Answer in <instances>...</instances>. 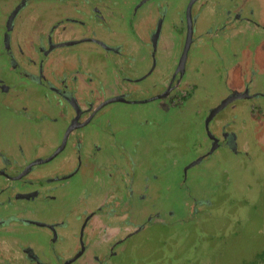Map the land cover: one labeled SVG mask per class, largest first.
Returning <instances> with one entry per match:
<instances>
[{"label":"rangeland","instance_id":"rangeland-1","mask_svg":"<svg viewBox=\"0 0 264 264\" xmlns=\"http://www.w3.org/2000/svg\"><path fill=\"white\" fill-rule=\"evenodd\" d=\"M107 1L110 5L115 4V8L109 6L112 9L106 8V10H116L119 0ZM189 1L162 0L163 7L170 8V12L163 26L161 40L157 44L155 56L157 66L154 73L145 77V73L151 70L150 62L148 59L146 62L141 59L142 51L134 50L127 55L130 69L127 67L119 69L117 66L114 69L111 65L107 66L108 69L105 70L107 76H101L104 84L99 89L102 92L100 94L110 98L108 95H120L117 93L127 91L126 94L135 100L143 99L145 95L150 94L148 92L142 94L137 89L145 90L156 86L158 87L156 89L160 90L162 84L175 70L174 65L180 54L179 47L182 45V39L174 26L179 11L175 8H183ZM237 1L241 4L245 2ZM218 2H221L222 6L231 5V0H198L196 5L205 4L209 12L213 13L221 7ZM52 3V0H0V80L8 86L7 89L0 90V151H3L12 162L16 160L23 162L22 156L25 155L32 159L41 154L50 156L55 148L51 145L43 146L37 137L48 134L45 140L50 141L53 137L60 141L61 135L56 133L62 131L64 136L69 126V122L66 125V122L60 119L57 131L42 130L43 126L52 125V122L34 119V114L40 112L41 115L42 112L39 108L31 106L30 99L37 94L54 93L46 87L31 84L24 77L22 68L13 66L3 47V34L6 28L4 21L7 19V12L11 7L21 6L14 21L12 48L17 49L19 44L25 51L18 57L19 61L24 67L34 70L32 65L26 63L31 56L27 44L33 45L34 34L40 31L41 24L47 22L43 18L52 16L49 13ZM160 6V0H147L140 3L139 14L141 17L152 15L156 19ZM236 6L233 4L225 9V14L230 11L233 13ZM245 9H247L245 16L255 19L251 14L252 8ZM112 11L110 14L105 13L108 20L107 30H109V34L105 37L111 41L122 40L127 32L109 23V16H113ZM262 30L257 31L258 34L256 37L252 36V40H249V34L244 32L243 49L248 45L250 50L248 53L245 51L242 66L246 68L248 56L252 53V60L256 63L245 72L248 74L247 79H253L252 88L263 94L254 98L252 102L254 104L250 105L249 111L244 104L234 113L226 108L218 114L221 118L231 116L236 118L235 122L233 119L231 121L233 123L227 127L228 130L237 129L240 135V141L236 140L238 150H234L231 145L217 148L202 162L191 167L186 177L185 168L199 158L202 154L199 151H205L207 146L205 122L210 111L213 105L224 99L222 97L228 89L229 79L234 76L227 80L230 59L221 53H212V57L209 54V51L213 50L212 42H207L199 48H195V43L192 44L185 71L186 77H191L194 91L190 96L188 95L189 98L188 96L184 98L187 99L181 106L165 108L168 117L161 118L160 103L153 101L146 104L115 102L100 114L95 122L101 123V126L107 116L116 120L107 127L108 130L104 124V131L97 133L99 135L97 139L104 145L100 152L106 155L108 161L107 164L105 163L106 170L97 171L96 177L97 182L104 176L111 179L110 182H99V184L110 183V187H114L103 189L97 195L103 198L109 190H116L122 197L121 210L125 211L127 224L133 223L131 229L138 227L136 223L139 225L145 223V226L127 238L126 242L117 246L115 254L110 252L108 243L103 241L108 233H104L99 239L89 237L87 250L81 258L83 263L86 264L88 260H93V257L98 255L101 264H245L259 253L263 255L264 33ZM256 40L258 45L253 47L252 43ZM92 44L84 41L64 47L63 50L64 52L82 51L84 54L85 49ZM205 49L208 52L203 56L204 61L201 63L199 59L197 61L199 54L196 52ZM193 53L194 67H192ZM230 53L234 55L232 51ZM83 63L88 65L87 60ZM216 67L220 68L224 85L223 81H220V75L216 76ZM101 68L105 67L101 66ZM113 69L117 74L113 73ZM121 70L125 72L124 76L127 80L118 75ZM230 72L231 69L229 76ZM200 76H203V81L197 87L196 83L198 85ZM238 79L243 80V76ZM91 94L98 93L91 92ZM134 94H139L140 97ZM242 101L244 102V99H239L237 102L242 103ZM244 107L247 109L245 110ZM33 126L40 127V130L36 132ZM204 127L205 131H203ZM59 161L60 159L55 158L38 164L37 168L46 170L49 169V165H57ZM94 168L91 162L83 165L79 175L69 180L72 181L68 185L69 188L52 192L54 196H48V199L37 198L35 201L19 199L21 206L26 209L18 212L34 220L44 218L43 221L52 223L57 217L62 218L66 213L80 211L82 202H76L80 191L75 189L81 188V184L90 178ZM45 176L43 175L41 179ZM138 178L148 179L150 182L145 199H141V192H144V189ZM11 182L12 193L15 195V192L21 188L16 180ZM34 187L36 188L31 185L21 191L32 190ZM90 190L87 188L88 192ZM81 212H84L83 209ZM150 217L155 222L149 223ZM73 225H76L74 221ZM79 226L80 222L77 224V230ZM17 232L21 235V238H18L21 242L31 244L37 251H41L40 253L45 254V258L51 264H59L60 255L62 258L73 255L79 246L75 237L61 236L54 244L48 229L31 223H22L18 226ZM9 240L16 246L13 238Z\"/></svg>","mask_w":264,"mask_h":264},{"label":"flooded vegetation","instance_id":"flooded-vegetation-1","mask_svg":"<svg viewBox=\"0 0 264 264\" xmlns=\"http://www.w3.org/2000/svg\"><path fill=\"white\" fill-rule=\"evenodd\" d=\"M91 1L93 2L90 3ZM145 1L147 0H140L138 5L140 6V3L142 4ZM95 2L96 0H55L51 4L49 13L54 17L51 16L48 22L41 24L42 26H40V31L34 34L33 45H31L32 51H30L31 56L26 62L27 64L38 67L37 70L26 68L19 61L18 57H20L21 53H25L19 44L17 45V49L12 48V32L14 21L20 11L21 6L11 7L7 12V19L4 21L6 22V28L4 29L3 34V47L5 48L6 55H8V57L11 59L15 68H18L19 66L22 68L23 75L28 81L30 80L32 82H36L38 85L46 87L48 90L54 93L41 95H43L44 101L48 102L50 105H53L52 110L58 109L59 111V114L53 118V122L57 123L61 119V121L66 122V125L69 122V126L65 130L64 136L62 134L60 144L55 147L54 152L49 154L50 156H47V154H41L33 159L24 156L25 160L23 162L17 160L12 162L8 159L3 151H0V264H51V262L45 258V254L40 253L41 251H37L31 244L21 242L18 239L21 238V235L19 232H17V229L22 223H31L45 227L50 231V239L54 244L61 236L70 238L75 237L78 239L79 246L74 254L64 258H62V255H60L61 260H59V264H85L83 261H81V258L87 250V239L90 237V232L92 231V228L94 229L96 227V224L93 223V217L99 212V210L102 213L107 212V216L111 218L109 221H114L116 224L118 223L120 225L119 226L117 224L118 228H113L111 230L112 234H121L127 232L122 238L114 239V242H112L110 245L108 244L109 250L112 254H115L117 246H120L121 243L126 242L127 238H129L134 233L139 232L145 226V223L140 225L136 223L135 225L138 227H136L134 230L131 229V224L133 223L130 222L127 224L125 220V211L121 210L123 206L122 200L118 204L120 208L112 207L115 211L113 214L111 213V210H107L109 204L103 203V205L97 207L98 209L93 208L89 211H86L87 208L84 204L85 202H83V205L81 204L80 207L84 212H81V209L80 211H75L74 213H66L62 218L57 217V220L55 222L53 221L52 223L43 221L44 218L34 220L27 217L26 215H21V213L18 212L20 210L26 209L25 207L21 206V203L18 201L19 199H27L31 201H35L37 198H41L42 200L48 199V196H54L51 192L57 191L59 187L66 184L69 179L80 172L79 170H81L84 160V154L81 147L83 144L82 140L84 137L90 138L88 135V128L96 123L95 121L98 120L100 114L104 113V110L108 104H111L112 102L146 104L152 103L153 101L154 103H160V107L164 106V108H173L182 104L184 98L193 93L192 84H189V82L186 81L187 77L185 70L190 48L194 42L193 25L197 22V18L199 17L198 15L205 7L203 4L196 5L198 0L194 1L190 10L192 38L185 61H182V56L188 35L187 8L191 0L187 5L184 6V9L181 7V10L180 8H175V10H179L177 11L178 15L175 20V25L179 27L181 26L179 32L181 36L184 33V45L179 57L177 58L176 64L174 65L175 70L167 79V81L162 84L163 86L160 87V90H157L156 88L158 87L156 86L153 88H145V90L137 89L142 94H146V92L150 94L147 96L145 95L143 99L135 100H132L130 95L126 94L127 91H124L123 93H117L120 95H111L110 98L104 97L103 94H100L102 92L99 90L100 87L103 86L101 83L98 84V88L97 86L92 88L89 86L87 89L84 87V90L82 89V91L78 85L82 84L84 81H86V79L84 78L81 81L78 72H81L80 68H83L84 71L82 72H85L86 78L91 81L92 76L89 68L90 65H81L80 61L77 59L75 60L76 66H73L74 54L77 53V51L69 50L64 52V47L73 46L81 42L91 40L100 45L108 53L122 55V52L118 47L105 42L101 36L97 35L98 30H101V28L103 29L101 31L102 33L109 30H107L108 20H106L105 17L106 10H104L103 7L100 9L97 4H94ZM160 3L161 6L158 17L154 19L151 15L150 17L147 16L144 19L146 22L150 21L154 24V27L151 29L149 34V40L152 42L153 48L151 51L152 65L150 64L151 70L148 73H145V77L154 73V70L157 66L155 59L157 44L161 40L160 36L162 35L163 26L170 10V8L166 9V7H163L162 0H160ZM234 16H237V14ZM146 22L144 23L146 24ZM184 25H186V29H184ZM145 28H147V26ZM60 62L65 64L63 71L59 73L58 70H56L58 73L56 74V71L53 69L51 73L55 79L47 78V68L59 67L58 64ZM52 63L54 64L53 66ZM130 67L131 66L128 63L127 69H130ZM137 79L141 80L142 78ZM125 80H127V78H125ZM129 81H132V79H129ZM7 88L8 86L0 80V90ZM251 88L252 87L250 83H248L244 90H234L230 92L223 100L231 97L232 95H234V98L231 99L223 109H228V107L233 106L232 104L237 102L239 99H244V101L247 102L246 107L253 105L254 103L252 104V102L254 98L263 93L260 91H252ZM91 92H97L98 94H91ZM134 95L140 97L139 94ZM219 104H217L215 107H217ZM233 108L236 107H232V109ZM223 109L214 114V116L208 122H205L210 144L199 158H196L190 164H188V166L185 168V177L187 176L188 170L191 167L202 162L204 158L210 156L213 152H215V150H217V148L223 145H231L234 150H238L236 144L237 141L235 139L237 136L235 133H228L226 131V126H220L221 122L217 123V128L214 129L213 122L217 119L218 114ZM228 119L231 121L233 120V117H228L227 120ZM75 137L78 139H76L77 145L74 146L75 151L73 150L74 152L72 153L76 157L75 166L68 170V163L65 162V156L67 153L64 152ZM65 138L66 142L62 147ZM102 147L103 145L100 143L92 144L88 149L89 158L93 159L94 156H97V154L102 155V152H100ZM24 157L22 156V158ZM55 158L60 159V161L57 162V165H49V169L46 170H40L37 168L38 164L49 162ZM43 175H46L43 178L44 180L41 179ZM10 180H16L18 186L21 189L31 185L36 186V188L34 187L32 190L24 191H21L20 189L15 192V195H13V184ZM149 187L150 185L147 183L145 186V193H142L141 199L146 198ZM3 212H6V214H3ZM127 214H130V212H127ZM73 221L76 223L75 226L73 225ZM78 222H80V226L77 230ZM10 229L12 230L10 238L14 239V244L17 247L13 245V242L10 245L6 244V236L4 233H10ZM93 260H95L96 263L90 259L86 264H101L98 255H95Z\"/></svg>","mask_w":264,"mask_h":264},{"label":"crops","instance_id":"crops-1","mask_svg":"<svg viewBox=\"0 0 264 264\" xmlns=\"http://www.w3.org/2000/svg\"><path fill=\"white\" fill-rule=\"evenodd\" d=\"M53 2L55 0H52ZM140 0H134L131 1L130 0H119L118 4L116 5V10H110L112 11L111 13H113V16H109V23L114 24L115 26H117L118 28L122 29L123 31L127 32L125 34V37L122 40H118V41H111L109 40V38L105 37L106 34H108L109 31L102 33L101 30H98L97 35L101 36V38L109 43L112 44L113 46H116L120 49V51L122 52L121 54H113V53H108L106 52L100 45H98L97 43H95L94 41H89L92 42L93 44L90 45L91 47H88L87 49H85L84 54L82 51L75 53L74 54V65L76 66L75 60H79L81 65L86 63H83V61L87 60L88 65H90V72H91V81H89L86 78V73L82 72L84 71L83 68H80L81 72L79 73L80 76V80L82 81V79H86V81H84L82 84H79L78 86L80 87V89L84 90V87H86V89L90 86L91 88L94 86H97L99 83L104 84V79L101 78L102 75L107 76V73L105 72L108 65H111V68L113 67L115 69V66L120 68L123 67H127L128 62H126L127 60L129 61V57L127 56L128 54H130L131 52H133L134 50H140L143 52V54L141 55V59H143V61L146 62V60L148 59L150 64H151V51H152V42L149 40V34L151 29L154 27V24L150 21L146 22L144 19L145 17H141V15L139 14L140 11V6L138 4ZM244 3H240L237 0H231V5L236 4V8L234 9L233 13L228 12L225 14V9H227L228 7H230L231 5H227V6H222L221 2H218L217 4L220 5V9L214 11L213 13L209 12V8L203 4L205 7L201 10V13L198 15L199 17L197 18V22L193 25L194 27V31H193V44L195 43V48H199L200 46L205 45L207 42H212V47L213 50L209 51L211 57H212V53L217 54V53H221L223 55L226 56V58L230 59L231 61V65L228 67L227 69V80L229 77L233 76L231 79H229V85H228V89L223 93V97L225 98L230 92L232 91H242L244 90L245 86L250 83L251 87L253 85V79H247L248 74L245 72L246 69L250 68L253 66V64H255L256 62L254 60H252V56L253 54L251 53V55L249 54L248 56V63L246 64V68L244 69L242 66V62L244 60V53L245 51L250 50L249 46L246 45V47L243 49V34L244 32H247L249 34L248 39L252 40V36L256 37L257 31L264 33V0H244ZM93 1H91L90 3H92ZM94 4H97L99 6V8L101 9V7L104 8V10L107 9H114L115 8V4H109L107 0H96V2ZM93 4V5H94ZM109 6H111L112 8H110ZM245 8H252L251 14L255 17V19H252L251 17H247L245 16L247 13V9ZM184 9V7L182 8ZM181 10V8H180ZM110 11L106 12L108 14H110ZM105 12V13H106ZM170 12V10H169ZM195 14V13H194ZM237 16H234L236 15ZM168 15V14H167ZM234 16V18H233ZM51 17V16H50ZM50 17H44L43 20L45 21H49ZM54 17V16H52ZM167 19V17H166ZM255 20H257V22H255ZM146 22V24L144 23ZM175 25V24H174ZM147 26V28H145ZM177 28L176 30L178 31V36L182 39L181 43L182 45L179 47L180 52L182 50L183 47V43H184V33L181 36L179 34V30L181 29V26H176ZM257 27V28H255ZM184 29H186V25H184ZM100 33V34H99ZM105 34V35H103ZM254 43H252L253 47H256L258 45V41H253ZM180 43V44H181ZM264 43V42H263ZM262 43V44H263ZM28 51H32V48L30 45H28ZM230 51H232L234 53V55L232 56V54L230 53ZM208 50L205 49L204 51H200V52H196L197 54H199V58L197 57V61L199 59V61L202 63L204 61L203 56H205L207 54ZM124 55V56H123ZM194 53L192 56V67H194L193 61H194ZM73 63V62H72ZM54 64L52 63V66ZM64 63L60 62L58 64L59 67H48L47 68V78L50 79H55L54 76L52 75L51 71L54 69L55 71L58 70L59 73H61L63 71L64 68ZM34 66V65H33ZM101 66L104 68L102 69ZM225 66V65H224ZM34 69H38V67L34 66ZM113 69V73L117 74V71H114ZM215 73L216 76L220 75V81H223V85H224V80L222 79L223 76L221 75V72L219 71L220 68L216 67L215 68ZM226 69V68H225ZM231 69L230 72V76H229V70ZM124 71L121 70V72L118 74L120 77H122L123 79L126 78V76H124ZM232 73V75H231ZM56 74L57 71H56ZM195 73L193 75V77L195 78ZM215 76V77H216ZM243 76V80L242 79H238V77L242 78ZM189 82V84H192L193 86V91H194V84L191 82V77H187L186 78ZM227 80H226V85H227ZM248 80V81H247ZM30 81V80H29ZM203 81V76H200V80L198 81V85L196 83V86L199 87L201 85ZM31 84L33 85H38L36 82H32L30 81ZM252 91H255V89L251 88ZM82 90V91H83ZM26 95H30V94H26ZM191 95V94H190ZM189 95V96H190ZM111 96V95H108ZM189 96L187 98H189ZM186 98V99H187ZM185 99V100H186ZM184 100V101H185ZM31 102V106L33 108H39L41 110V115L40 112L38 114H34L33 116L34 119H38L40 121H44V120H48L52 122V125H47V126H43L42 130L44 131H57L59 129V121L57 123H54V117L56 115L59 114V112L57 110H52L53 109V105H50L48 102L44 101V97L41 94H37L35 97L30 99ZM249 102V101H248ZM115 103V102H112ZM108 104L105 108V110L109 107H111L113 104ZM220 103V102H219ZM217 103V104H219ZM250 103V102H249ZM216 104V105H217ZM247 105V102H243L239 103V102H235L234 104H232L233 106L228 107V109L230 108V112L234 113L238 108H240L241 106ZM182 104L178 105L181 106ZM216 105H213L214 107ZM235 105V106H234ZM176 106V107H178ZM232 107H236L233 108ZM250 107V106H249ZM249 107H248V111H249ZM29 108V107H28ZM174 108V107H173ZM27 109V107H26ZM244 109L246 110L247 108L244 107ZM104 110V111H105ZM23 115V114H22ZM160 116L162 119L168 117V111L165 110L164 106L160 107ZM228 117L226 118H221L217 116V119L214 120L213 125H214V129L217 128V123L221 122L220 126H226V131L228 133H235L236 134V140L240 141V135L237 131V129H229L227 125H231L233 122V120H227ZM231 118V117H229ZM234 122H235V117H233ZM116 119H111V117L109 118L108 116L105 117V120L102 122L103 125L105 124V128L106 130L107 127L110 124H113L112 122H114ZM143 122V120L141 121ZM55 124V127H53V125ZM103 125L101 126V123H95L93 125L90 126V128H88V135L90 138H83L82 142L83 144L81 145L82 147V151H83V156H84V160H83V165H87L90 162L94 164V171L92 173V175L90 176V178L85 181V183L81 184V188H77L75 190L80 191L79 192V196H77L76 198V202H85L84 204L86 205V211H89L93 208H97L100 205H103V203L109 204L107 207V210H111V213L113 214L115 211L113 210V208H120V206H118L119 202H121V195L116 191V190H109L108 193H106V196L103 198H99V196L97 195L99 191L103 190V189H107V188H112L110 187V183H107L105 185L99 184V182H103L105 183V181H111V179H107L105 176L103 178L100 179L99 182L98 178L96 177V172L99 170H106V166L105 163L107 164L108 159H106V155L104 156L103 152L102 155L97 154V156H94L93 159L89 158L88 156V149L91 147L92 144H102L101 141L97 138H99L97 135V133H101L104 131ZM219 126V128H220ZM36 130V132H38L40 130V127H35L33 126ZM53 127V128H52ZM125 130V129H123ZM203 131H205V127L203 128ZM111 133V131H110ZM39 134V133H38ZM56 134H60L62 137L63 132L60 131L59 133ZM206 134V138H207V146L205 147V150L208 148V145L210 144L208 136H207V132ZM20 135V134H18ZM48 135V134H47ZM47 135H45L43 137H37L41 144L43 146H53L54 148L57 147L60 144V141L54 139L53 137L51 138L50 141L45 140V137H47ZM103 135V134H102ZM82 137V134H81ZM54 139V140H53ZM77 138L75 137L74 140H72L69 144V146L67 147L66 151L64 153H67V155L65 156V162L68 163V170L72 169L75 166V161H76V157L72 154L75 151L74 146L77 145ZM61 140V139H60ZM237 144V143H236ZM103 145V144H102ZM104 146V145H103ZM74 150V151H73ZM199 152H205V151H199ZM71 155V156H69ZM24 157V156H23ZM26 157V155H25ZM25 157L23 158V160H25ZM196 158V157H195ZM194 158V159H195ZM81 164V165H82ZM65 170V171H68ZM80 171V170H79ZM79 175V172L76 174V176ZM128 178V176H127ZM72 179V178H71ZM69 179V180H71ZM139 182H141L142 187L144 189L145 193V186L147 183L150 182L148 181V179H144V178H138ZM67 181L66 184L62 185L61 187H59L58 190H66L67 188H69V184L72 181ZM128 180V179H127ZM87 188H90L91 190L88 192ZM150 188V187H149ZM148 188V189H149ZM126 189V187H125ZM52 193V192H51ZM53 195V194H52ZM113 207V208H112ZM85 208V207H84ZM98 209V208H97ZM3 214H6V212H3ZM116 214V213H115ZM6 216V215H5ZM72 219V218H71ZM93 220L96 224V227L90 232V237H96L99 239V237H101L104 233H108L107 238L104 239V243L107 242L109 245L114 242V239H118V238H122L127 232L121 233V234H112V229L113 228H118L117 224L114 221H109L111 220V218H109L107 216V212L106 213H102L100 210L97 214H95V216L93 217ZM148 222H155L153 218L148 219ZM11 230V229H10ZM110 232V233H109ZM12 233V230L10 233H4L6 236V244L10 245L12 243L11 240H9L10 238V234ZM94 263H96L95 260H92Z\"/></svg>","mask_w":264,"mask_h":264},{"label":"water","instance_id":"water-1","mask_svg":"<svg viewBox=\"0 0 264 264\" xmlns=\"http://www.w3.org/2000/svg\"><path fill=\"white\" fill-rule=\"evenodd\" d=\"M195 0H191L188 8H187V21H188V35H187V41H186V46H185V49H184V53H183V56H182V61H185L186 59V56H187V51H188V48L190 46V43H191V35H192V23H191V6L192 4L194 3ZM241 95V94H240ZM243 95V94H242ZM234 98V95H232L231 97L223 100L217 107L213 108L209 114V117H208V120L207 122L214 116V114H216L218 111H220L221 109H223L225 107V105L231 100ZM65 142H66V138L65 140L63 141V144H62V147L65 145ZM194 163V162H193Z\"/></svg>","mask_w":264,"mask_h":264},{"label":"trees","instance_id":"trees-1","mask_svg":"<svg viewBox=\"0 0 264 264\" xmlns=\"http://www.w3.org/2000/svg\"><path fill=\"white\" fill-rule=\"evenodd\" d=\"M245 264H264V253L263 255L259 253V255L255 256L252 260L247 261Z\"/></svg>","mask_w":264,"mask_h":264}]
</instances>
